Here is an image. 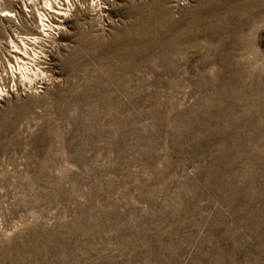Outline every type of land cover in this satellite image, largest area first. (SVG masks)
<instances>
[{
  "label": "rangeland",
  "instance_id": "rangeland-1",
  "mask_svg": "<svg viewBox=\"0 0 264 264\" xmlns=\"http://www.w3.org/2000/svg\"><path fill=\"white\" fill-rule=\"evenodd\" d=\"M69 7L0 95V264H264V0Z\"/></svg>",
  "mask_w": 264,
  "mask_h": 264
},
{
  "label": "bare ground",
  "instance_id": "bare-ground-1",
  "mask_svg": "<svg viewBox=\"0 0 264 264\" xmlns=\"http://www.w3.org/2000/svg\"><path fill=\"white\" fill-rule=\"evenodd\" d=\"M55 3L58 5V10L52 8L53 3L49 0L44 1V7H41V10H38L39 23L42 27L41 30L43 33L42 36L30 34L21 35V46H18L13 39H10V42L12 43L11 48L13 47L10 52L12 54L11 57H14V63H12L10 59H7L9 68L0 71V95H3L4 93V83L7 79L6 75L8 72L11 74L13 82H16V78L31 81L35 76H38L40 72H43L41 65H39V61L41 62V57H44L45 55L40 47V43L41 40H43V36L49 35V32L46 30H52L58 26V23L51 22L49 12L55 10L54 12L57 15L62 16L67 14L66 10H69L70 8V0H66L62 3H58L57 1ZM65 3L68 6H65ZM36 46L39 48H36Z\"/></svg>",
  "mask_w": 264,
  "mask_h": 264
}]
</instances>
